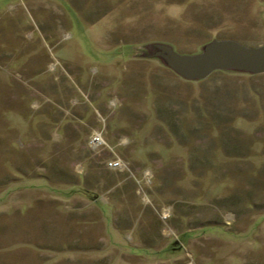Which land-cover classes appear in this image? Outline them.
<instances>
[{"label": "rangeland", "instance_id": "374dc122", "mask_svg": "<svg viewBox=\"0 0 264 264\" xmlns=\"http://www.w3.org/2000/svg\"><path fill=\"white\" fill-rule=\"evenodd\" d=\"M213 39L264 0H0V264H264V72L148 55Z\"/></svg>", "mask_w": 264, "mask_h": 264}, {"label": "water", "instance_id": "95a60500", "mask_svg": "<svg viewBox=\"0 0 264 264\" xmlns=\"http://www.w3.org/2000/svg\"><path fill=\"white\" fill-rule=\"evenodd\" d=\"M149 48V56L160 58L189 80L204 79L217 70L264 72V44L249 47L233 39H213L195 54H180L170 44L161 42H154Z\"/></svg>", "mask_w": 264, "mask_h": 264}, {"label": "crops", "instance_id": "0c3cea01", "mask_svg": "<svg viewBox=\"0 0 264 264\" xmlns=\"http://www.w3.org/2000/svg\"><path fill=\"white\" fill-rule=\"evenodd\" d=\"M10 191H11V189H7V194H9L10 193ZM19 248V247H18ZM21 250H23V251H21V253H18L19 255H20V257H22L23 259H22V261H25V254H26V252H25V249H21ZM8 252H12L13 254H14V251H13V249H11L10 251H8ZM9 254V253H8ZM12 255V254H11ZM8 263L7 264H17L16 262L14 263V262H12L11 260H8L7 261ZM22 262H18V264H21Z\"/></svg>", "mask_w": 264, "mask_h": 264}, {"label": "built area", "instance_id": "2783aa9c", "mask_svg": "<svg viewBox=\"0 0 264 264\" xmlns=\"http://www.w3.org/2000/svg\"><path fill=\"white\" fill-rule=\"evenodd\" d=\"M97 140V138L95 137V141ZM116 159H114V160H111V161H109V166L111 167V168H118L119 167V165H120V162H118V161H115Z\"/></svg>", "mask_w": 264, "mask_h": 264}, {"label": "trees", "instance_id": "16d2710c", "mask_svg": "<svg viewBox=\"0 0 264 264\" xmlns=\"http://www.w3.org/2000/svg\"><path fill=\"white\" fill-rule=\"evenodd\" d=\"M217 71H220V70H217Z\"/></svg>", "mask_w": 264, "mask_h": 264}]
</instances>
